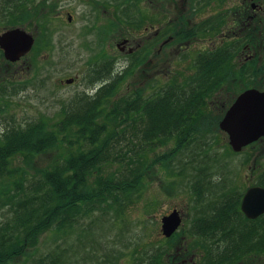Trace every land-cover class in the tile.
Segmentation results:
<instances>
[{
    "label": "rangeland",
    "instance_id": "obj_1",
    "mask_svg": "<svg viewBox=\"0 0 264 264\" xmlns=\"http://www.w3.org/2000/svg\"><path fill=\"white\" fill-rule=\"evenodd\" d=\"M139 1L147 24L156 27L159 22L161 28L166 30L165 36L172 35L171 27L178 28L180 33H187L192 26L202 25L205 19L220 14L231 16L226 22H232L230 27H223V30L230 28L227 33L221 29L216 32L201 31L163 45L160 57L152 62L153 71L158 62V70L148 74L146 80L135 72L131 73L128 78L125 77L126 80L120 81L118 94H125L126 90L132 93L135 88L150 94L189 76L192 79L196 73L195 58L199 53L227 47L252 27L249 15L254 13L252 7L246 4L252 2L255 5L257 2L264 6V0H161L162 10L154 7L151 13L149 9L150 12L146 11V7L152 0ZM44 2L46 4L43 6ZM129 2L35 0L37 14L35 19L30 18L32 21L9 26L10 20L1 21L0 18V34L10 28L21 27L32 33L36 40L32 50L20 60L11 62L5 57L0 59V92L5 90L0 95V104H6L9 111L0 128L4 130L5 124H26L40 118L56 120L59 112L76 97L84 93L94 95L99 91L102 80L95 79L93 65L100 62L107 50H111L109 54L114 52L118 55V38L121 35H135V45L155 32L156 28L147 32L142 29L143 26L135 30L123 23L119 10L126 5L129 7ZM239 2L243 7L235 6ZM152 3L155 6L156 0ZM233 6L234 10L231 11ZM259 14L264 18V7ZM111 21L116 24L115 28L110 27ZM259 24L260 32H254L259 44L243 46L238 51L243 54L235 56V63L250 61L256 49L260 62L264 60V20ZM39 37L43 41L41 45L37 44ZM67 79H73V82L67 83ZM254 88L264 90L262 87ZM241 90H244V82L239 79L223 82L207 99V106L203 109L205 113L201 116L203 122L199 123L198 132L191 143L187 147H178L173 139L159 145L156 152L152 151L149 158H145L150 167L146 169L141 183L137 189L129 192L121 206L106 211L94 208L80 220V225L76 223L62 232L48 230L39 237L34 247L15 258L11 264H33L36 258L54 252L57 245L68 248L70 264H139L137 260L145 256V252L152 254L158 247L168 245L166 239L170 237L162 232V217L174 208L180 211L182 217L177 231L183 238L181 240L191 237L192 222L201 210H207L203 208L207 200H219L222 192L236 190L237 193H244L252 185H258L257 180L264 169V137L235 152L227 134L217 124ZM53 156V153L44 155L36 162L43 165ZM26 167L29 171H35L34 166ZM118 172V165L106 164L95 173V179L108 178L113 173L112 176H115ZM197 179L202 181L203 196L209 194V198L200 200L194 192L192 183ZM4 213L0 206V222L4 220ZM195 240L197 237H191V241ZM177 244L182 248L176 245L170 253L186 254L180 262L200 264L199 251H193L191 255L183 254L186 243ZM244 262L264 264V253L247 254Z\"/></svg>",
    "mask_w": 264,
    "mask_h": 264
},
{
    "label": "trees",
    "instance_id": "obj_2",
    "mask_svg": "<svg viewBox=\"0 0 264 264\" xmlns=\"http://www.w3.org/2000/svg\"><path fill=\"white\" fill-rule=\"evenodd\" d=\"M0 13L4 20H10L9 25H19L35 19V0H1ZM253 26L229 46L199 53L192 79L189 76L150 94L141 88L118 94L125 77H107L102 79L99 91L76 97L56 120L40 118L0 128V206L5 210L0 222V264H11L50 229L62 232L76 223L80 225L94 208L106 211L121 206L141 183L150 167L145 158L152 151L173 139L178 147L191 143L203 122L207 99L223 82L239 79L244 82V90L264 88V60L260 62L257 49L250 61L234 62L243 46L259 44ZM219 29L220 25L210 32ZM197 33H180V40ZM37 40L41 45V37ZM4 92L1 90L0 95ZM7 110L6 104H0V125L7 118ZM52 153L54 156L45 164H37ZM106 164L118 165L120 175L112 176L116 171L108 178L95 179V173ZM26 166H34L35 171ZM256 184L264 186V169ZM192 188L200 200L209 198V194L203 196L201 179L192 183ZM242 195L235 190L222 192L219 200H207L203 207L207 210H201L190 227L189 235L197 240L187 237L182 241L176 233L166 239L168 245L152 254L145 252L137 261L185 264L180 262L184 253L199 251L200 264H238L247 254H263L264 214L247 218L241 211ZM179 242L186 243L184 255H172L170 251L176 245L182 246ZM67 249L57 245L54 252L36 258L33 264H70Z\"/></svg>",
    "mask_w": 264,
    "mask_h": 264
},
{
    "label": "water",
    "instance_id": "obj_3",
    "mask_svg": "<svg viewBox=\"0 0 264 264\" xmlns=\"http://www.w3.org/2000/svg\"><path fill=\"white\" fill-rule=\"evenodd\" d=\"M35 36L21 27L10 28L0 34V48L4 57L16 62L27 55L35 44ZM72 83L73 79H67ZM220 129L228 136L235 152L264 137V90L254 87L241 91L219 122ZM241 210L249 219L264 214V186L249 187L241 202ZM182 217L175 208L162 217V232L171 237L180 227Z\"/></svg>",
    "mask_w": 264,
    "mask_h": 264
},
{
    "label": "flooded vegetation",
    "instance_id": "obj_4",
    "mask_svg": "<svg viewBox=\"0 0 264 264\" xmlns=\"http://www.w3.org/2000/svg\"><path fill=\"white\" fill-rule=\"evenodd\" d=\"M130 1L131 2L129 3H131L130 5L131 7L130 6L126 7L127 6L126 5L125 8L123 7V8H120L119 10V15L123 18V23L127 24L128 27H133L135 30L141 29V27L143 26L142 29L146 30L147 32L156 28L155 32L152 34H149L146 37V39H144L142 42H137L135 45H133V40L136 37L135 35H128V36L121 35L118 38L120 42H117L116 44V47L119 49L118 55H116L114 52L113 54L112 53L109 54L111 50H107L106 54H103V56L101 57L100 62L95 66L93 65L92 73L94 77L99 78V80L106 79L107 76H110V77L111 76L113 77L115 76L123 77L124 76L128 78L129 75L133 72H135V74L140 76L141 79L144 78V80H146L148 78V74H151L152 72H155L156 70H158V62L156 63L155 71H153L152 62L154 58L158 59L160 57L162 53L163 45L171 43L173 41L174 42L180 41L181 35H180V30H178V28L171 27L172 35L165 36L166 30L161 28V25H159V22L157 23L156 27L154 25L147 24L146 22L147 18L143 14V9H142V5L140 1L139 0H130ZM152 1L146 7L147 12H150L149 10H151V13H152L154 11V7L157 8V10L158 9L162 10L163 4L161 0H156L155 6L153 5ZM222 1H225V0H222ZM251 4H246L247 6L252 7V12L254 13L252 15H249L251 19L250 21L252 25H254L253 28L255 29V31L260 32L259 22H262L264 18L263 16H261V14H259V11L262 12L264 6H261L257 2L255 5L252 2ZM235 6L243 7V5L240 4V2ZM230 9L231 11H233L234 6L231 7ZM228 11L230 10L228 9ZM230 17L231 16L226 15V14L225 15L220 14L217 16L209 17L208 19H205L202 22L203 24L201 23L202 25L198 24V25L192 26L193 28L191 29V32L192 31H196V32L202 31L203 32L204 30L205 32L206 31L210 32L215 26L218 27L220 25V29L222 30V32L226 33L227 31H229L230 28L228 30H223V27H230V23L232 22V20L230 22H226L229 20ZM0 18H1V21H5L2 15H0ZM157 21H159V19ZM211 24L212 26L209 27ZM238 25H240V23ZM110 27L115 28L116 24H114L111 21ZM240 38L241 37L237 39H240ZM114 51H115V48H114ZM237 55L239 56L240 52H238ZM245 192L243 193L242 198ZM242 198H241V201H242ZM177 231L173 235L178 233ZM252 255H257V253H252ZM245 259L246 258H242L238 263L245 264L244 262Z\"/></svg>",
    "mask_w": 264,
    "mask_h": 264
}]
</instances>
